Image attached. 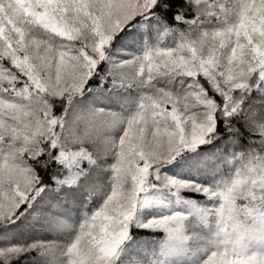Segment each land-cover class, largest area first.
I'll list each match as a JSON object with an SVG mask.
<instances>
[{
	"label": "snow or ice",
	"instance_id": "snow-or-ice-1",
	"mask_svg": "<svg viewBox=\"0 0 264 264\" xmlns=\"http://www.w3.org/2000/svg\"><path fill=\"white\" fill-rule=\"evenodd\" d=\"M0 264H264V0H0Z\"/></svg>",
	"mask_w": 264,
	"mask_h": 264
}]
</instances>
